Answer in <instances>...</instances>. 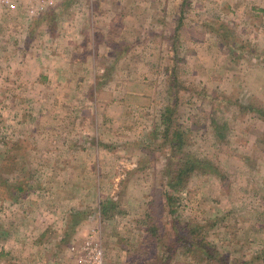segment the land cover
I'll return each mask as SVG.
<instances>
[{"label":"rangeland","instance_id":"obj_1","mask_svg":"<svg viewBox=\"0 0 264 264\" xmlns=\"http://www.w3.org/2000/svg\"><path fill=\"white\" fill-rule=\"evenodd\" d=\"M261 109L264 0H0V264L56 221L64 264L90 234L103 264H264Z\"/></svg>","mask_w":264,"mask_h":264},{"label":"trees","instance_id":"obj_2","mask_svg":"<svg viewBox=\"0 0 264 264\" xmlns=\"http://www.w3.org/2000/svg\"><path fill=\"white\" fill-rule=\"evenodd\" d=\"M53 12V10H51V13ZM182 14L183 12L180 14V19H182ZM181 26V21L179 20L177 23V26L175 28V33H173L172 36V41L173 44L175 45L177 42V38H178V33H179V28ZM259 113H261V116H263L264 119V110L261 109L259 111ZM172 114H173V108L167 106L164 109V112L162 114V121L163 123H165V131H164V136L166 137V140L169 142L170 145V150H169V162L166 167L167 170V177L169 178V183L172 184H176V185H180L182 184L183 178L188 175L190 172L194 171L195 167L197 166L196 161H188L185 160L183 158L179 157V151L181 146L183 145V143L185 142L186 138L184 135L183 131H179L178 129L174 128V124L171 123L172 122ZM18 190L21 189L20 186L17 187ZM167 199L169 200L170 197ZM154 202H151V208L154 209L153 206ZM106 208V207H105ZM103 214L106 213V209H102ZM151 215H153V213H151ZM193 232H197L196 231V227H193L191 230H186V233L184 235L182 234H178L177 233V241L181 242V243H189L188 236L189 238L191 237V233ZM198 244L201 246L206 247V249L208 250V252H210V248H207L206 244L203 241H198ZM173 254L172 253H168L167 257H171Z\"/></svg>","mask_w":264,"mask_h":264},{"label":"crops","instance_id":"obj_3","mask_svg":"<svg viewBox=\"0 0 264 264\" xmlns=\"http://www.w3.org/2000/svg\"><path fill=\"white\" fill-rule=\"evenodd\" d=\"M46 219L49 220L50 215H47ZM52 227H55L56 230L53 231L52 235H50L52 232L50 229H52ZM62 228H64V224H62L61 221H56V225L48 227L45 226V228L40 231L38 236L40 238H37L38 242L34 241L33 244L35 247L34 253L32 256L27 258L30 262L29 264H64L62 263L60 256L63 254V250L70 245L72 231L66 232L68 231L67 229L61 231ZM4 239L7 241V235L3 236V247L7 250L9 247V241L6 242ZM38 248H41L42 250H38Z\"/></svg>","mask_w":264,"mask_h":264},{"label":"built area","instance_id":"obj_4","mask_svg":"<svg viewBox=\"0 0 264 264\" xmlns=\"http://www.w3.org/2000/svg\"><path fill=\"white\" fill-rule=\"evenodd\" d=\"M17 1L18 0H1V2L8 7L14 6ZM51 1L53 0H39V2L43 5L48 4ZM35 4H30V6H33ZM78 252V262L80 264H103L101 242L96 236H93L91 234L87 236L80 246Z\"/></svg>","mask_w":264,"mask_h":264}]
</instances>
